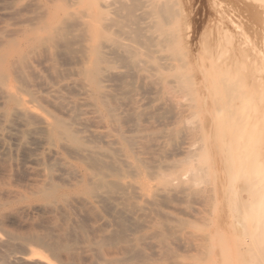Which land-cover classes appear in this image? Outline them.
Wrapping results in <instances>:
<instances>
[{
	"label": "rangeland",
	"instance_id": "obj_1",
	"mask_svg": "<svg viewBox=\"0 0 264 264\" xmlns=\"http://www.w3.org/2000/svg\"><path fill=\"white\" fill-rule=\"evenodd\" d=\"M65 1L0 0V73L6 85L37 111L32 114L39 116L21 113L0 85V240L13 245L1 243V254L8 251L27 258L33 250L52 263L66 264L45 245L25 248L19 242L35 235L48 241L74 239L69 241L75 244L69 253L75 261L71 257L69 264H95L98 257L99 262L105 258L119 264H256L260 251L264 261L260 223L250 233L252 238L238 236L227 215L242 182L254 191L264 183V0H100L108 7L92 22L85 19L86 24L96 30L106 19L119 23L96 33L95 45L103 59L97 62L102 70L97 86L82 73L94 33L83 42L78 37L80 27L74 26L70 38L79 43L67 51L49 41L64 19L61 7L71 5ZM155 3L171 6L174 13L165 26L172 45L159 44L158 18L150 13V4ZM94 4V0H77L66 11L80 12ZM120 6L132 9L142 34L152 40L151 58H136L147 59L139 71L129 72L127 63L110 54L113 38L125 42L135 27L125 11H117ZM49 9L56 15H49ZM179 78L186 82L183 88ZM21 81H26L25 86ZM95 91L106 108L95 102ZM57 122L67 125L79 145L53 134ZM194 168L203 173L192 185L185 175ZM173 170L185 182L172 180L169 191L159 197L163 181L155 176ZM97 181L105 187L97 190ZM199 189L204 191L200 198L195 195ZM98 193L106 195L97 197ZM253 222H258L256 217ZM77 238L98 239L102 247L96 252L80 250L83 241Z\"/></svg>",
	"mask_w": 264,
	"mask_h": 264
},
{
	"label": "bare ground",
	"instance_id": "obj_2",
	"mask_svg": "<svg viewBox=\"0 0 264 264\" xmlns=\"http://www.w3.org/2000/svg\"><path fill=\"white\" fill-rule=\"evenodd\" d=\"M51 1H53V2H51V3H54L56 0H51ZM57 1H59V2H61L62 0H57ZM68 1H71V5H68L67 3H65L63 6H65V7H61L60 5H56V6H60L61 8H63L61 11H62V13H63V15H64V19L63 20H60L59 21V24L54 28L55 30L53 31V33H51V36H50V38H49V41L51 42V44H53L54 46H56V45H60V47H62V48H66V51L69 49V47L72 45V44H74L73 43V41H74V39H72L73 37L71 36V38H70V34H71V30H72V28L74 27V26H78V27H80V30H79V35H78V37H80L81 38V40L83 41L84 39H86V37H87V35H88V33H94L95 34V36H94V39H93V41H92V44H91V47H90V56L87 58H85V62H83V70H82V73L86 76V78L88 79V82L90 83V84H92L93 86H97L98 84H100L99 82L101 81V79H100V72L102 71H100V69L98 68V66H97V62H99V61H103V59L100 57V55L98 54V47L95 45V37H97L96 36V33H100L101 34V32H107V30H108V27L109 26H111V24H113V26L114 25H117V23H119V21H114V20H107L106 18V20L105 21H107L106 23H104V24H100L99 25V27H98V29H92V25L90 24V25H87L86 24V22H85V19H87L88 21H93L95 18H97L98 16L100 17L101 16V14L103 13V11H102V8L104 9V8H107L108 6H106V5H108V4H102V2L100 1V0H94V2H95V4H94V6L93 7H89V8H85V10H82V11H80V12H76V13H69L68 11H66V10H68V8L69 7H72V5L77 1V0H75V2L73 3V1L72 0H68ZM101 3H100V2ZM49 2V1H48ZM62 2H66L65 0H63ZM61 2V3H62ZM73 3V4H72ZM145 3V2H144ZM212 3H215V2H212ZM49 4V3H48ZM55 4V3H54ZM218 4V3H217ZM114 5V4H113ZM151 6H150V13L152 14V15H156L157 16V18H158V20H157V22H156V27H157V29H158V32L160 33V39H159V44L161 45H165V44H171V40H173V39H171V37H170V35L169 34H167L166 33V30H165V26L167 25V24H170L172 21H173V18H174V13H173V11L171 10V6L169 7V6H167L166 4H163V3H155V4H150ZM55 6V7H56ZM42 7V6H41ZM38 8H40V7H38ZM57 8V7H56ZM116 8V7H115ZM58 9H60V8H58ZM84 9V8H83ZM53 9H49V11H48V14L49 15H52V16H55L56 15V11H52ZM116 10V9H115ZM26 11H27V9H26ZM61 11L59 12V13H61ZM112 11V10H111ZM117 11H120V12H122V11H125L126 12V14L128 15V21H132V23L135 25V27H134V29H133V31L131 32V34H129V33H127L128 34V40H126L125 42L123 41H120V40H116V36L113 38V39H115V41H113V46H114V48H113V50L111 49L110 50V54L113 56L114 55V57L115 56H117V57H119V59L122 61V62H124V63H127L126 64V68L129 70V72H133L134 70H137V71H139V70H142L143 69V66H142V63H144L145 64V62H147V59L149 60L150 58H151V53H154V51H152L151 52V49H150V45H151V39L149 38V37H145L143 34H142V31H141V29H140V27H139V23H137V18L135 17V15L133 14V11H132V9L131 8H127V7H124V6H122V8H121V6H120V8L119 9H117ZM223 11V10H222ZM20 12H22V10L20 11ZM227 12V11H226ZM14 13H15V11H14ZM146 13V12H145ZM213 13V12H212ZM148 14V13H147ZM147 14L145 15V16H147ZM41 15H43V14H41ZM149 15V14H148ZM222 15V14H221ZM58 16V15H57ZM176 16H177V14H176ZM77 18V19H76ZM119 18V17H118ZM138 18H139V16H138ZM140 18H141V15H140ZM124 19V18H123ZM40 20V19H39ZM43 20V19H42ZM80 20V21H79ZM86 20V21H87ZM28 21V20H27ZM75 21V22H74ZM234 21H235V19H234ZM23 22V21H22ZM233 22V21H232ZM231 22V23H232ZM241 23V22H240ZM32 23L30 22V25H31ZM122 23L120 22V26L119 27H121L122 29H123V25H121ZM235 24V23H234ZM141 25V24H140ZM154 26H155V24H153ZM237 25V24H236ZM125 27V26H124ZM24 28V27H23ZM131 29H132V27H130ZM74 29V28H73ZM125 29V28H124ZM145 29V28H144ZM151 29V28H150ZM227 30V29H226ZM52 31V30H51ZM126 32H127V30H125ZM225 31V30H224ZM236 31V30H235ZM239 31H240V29H239ZM8 32V31H7ZM73 32V31H72ZM7 34V33H6ZM238 34V33H237ZM103 36V35H102ZM119 36V35H118ZM9 37V36H8ZM75 37H77V35L75 36ZM74 37V38H75ZM77 37V38H78ZM112 37H113V35H112ZM223 37V36H222ZM221 38V37H220ZM237 38V37H236ZM44 39V38H43ZM42 39V40H43ZM79 39V38H78ZM154 39V38H153ZM80 40V41H81ZM45 40H43V41H41L42 42V44L43 43H46V41L44 42ZM39 42V41H38ZM77 44L79 43V42H77V41H75ZM84 42V41H83ZM99 41H97V43H98ZM242 42V41H241ZM3 43V42H2ZM40 43V42H39ZM75 43V44H76ZM233 43V42H232ZM238 43V42H237ZM243 43V42H242ZM41 44V43H40ZM49 44V43H48ZM74 44V45H75ZM99 44V43H98ZM3 45H4V43H3ZM45 45V44H44ZM50 45V44H49ZM62 45V46H61ZM80 45V44H79ZM172 45V44H171ZM46 46V45H45ZM209 46V45H208ZM23 47V46H22ZM51 47V46H50ZM210 47V46H209ZM56 48H57V46H56ZM58 48H59V46H58ZM79 48H83V50L85 49L84 47H82V45H80L79 46ZM103 48H104V46H103ZM106 48V47H105ZM45 49V48H44ZM61 49V48H60ZM108 49V48H107ZM63 50H65V49H63ZM81 50V49H80ZM70 52H74V51H70ZM77 52H79L78 50H77ZM80 52H82V51H80ZM79 52V53H80ZM87 52V51H86ZM109 52V51H108ZM43 53H45V52H43ZM57 53V52H56ZM61 53V52H60ZM59 53V54H60ZM69 53V52H68ZM82 53H84V52H82ZM81 53V54H82ZM157 53V52H156ZM80 54V55H81ZM58 55V54H57ZM139 55H144L147 59H145V61H143V60H137L136 58L139 56ZM247 55V54H246ZM109 56V55H108ZM160 56V55H159ZM15 57V56H14ZM25 57V56H24ZM103 57V56H102ZM165 57V56H164ZM117 59V58H116ZM118 59V60H119ZM167 59V58H166ZM1 58H0V63H1ZM20 60V59H19ZM158 60L160 61V59L158 58ZM162 60V59H161ZM172 59H170V61H171ZM25 61V60H24ZM9 62V61H8ZM26 62V61H25ZM11 63V62H10ZM13 63V62H12ZM72 63V62H71ZM76 63V62H75ZM9 64V63H8ZM16 65V67H19V66H17V63H15ZM77 64V63H76ZM228 64V63H227ZM14 65V64H13ZM19 65V64H18ZM10 66V65H9ZM168 66V65H167ZM173 66V65H172ZM11 67V66H10ZM14 67V66H13ZM12 68V67H11ZM26 68V67H25ZM13 69V68H12ZM17 69V68H16ZM16 69H14V70H16ZM63 71V70H62ZM21 72V71H20ZM20 72H18L19 74H20ZM14 73H16L15 71H14ZM13 73V74H14ZM18 73H17V75H18ZM79 73H81V72H79ZM81 73V74H82ZM102 73V72H101ZM126 73V72H125ZM22 74V73H21ZM20 74V75H21ZM16 75V76H17ZM19 75V76H20ZM119 76H121V77H124L125 75H124V73H119L118 74ZM103 76V75H102ZM130 76V75H129ZM214 77V76H213ZM118 78H120V77H118ZM117 78V79H118ZM108 79V78H107ZM112 79V78H111ZM116 79V78H115ZM122 79H119V81L118 82H120ZM109 81V80H108ZM107 81V82H108ZM112 81H113V79H112ZM22 82V81H21ZM23 82H26V81H23ZM23 82H22V84H23ZM103 82V81H102ZM101 82V83H102ZM109 82H111V80L109 81ZM117 82V83H118ZM178 82H179V84H181V87L183 88V86H186V82H182V80L179 78L178 79ZM8 84V83H7ZM12 84V83H11ZM124 84V83H123ZM0 85H1V87H3L2 88V92L4 91V94H5V96H7V97H9L10 99H11V101L13 102V103H16L18 106H19V108H20V111H21V113H23L24 115H35L36 117H37V114H32V113H34L33 111H35V110H33L32 108H31V106H28V105H30V104H27V100H25V99H23V98H21L16 92H14V91H12L13 89H12V87L11 86H7L6 85V83H5V81H4V77H3V75L0 73ZM24 85V84H23ZM22 85V86H23ZM28 85V84H27ZM101 85V84H100ZM118 85V84H117ZM25 86V85H24ZM120 86V85H119ZM118 86V87H119ZM126 86H128V85H126ZM131 86V85H130ZM129 86V87H130ZM11 87V88H10ZM106 88V87H105ZM73 91V90H72ZM114 91V90H113ZM88 92V91H87ZM23 94V93H22ZM86 94V93H85ZM109 94V93H108ZM107 94V95H108ZM86 95H88V94H86ZM94 95L96 96L95 97V102L97 103V104H99V105H104V104H102V102L103 101H101V99H100V96H97V91H95L94 92ZM104 95H106V93L104 94ZM106 95V96H107ZM109 96V95H108ZM107 96V97H108ZM112 96H109V98H111ZM25 98V97H24ZM104 99H108V98H104ZM110 100H112V98L110 99ZM104 102H105V100H104ZM107 102H109V101H107ZM112 102V101H111ZM106 103V102H105ZM80 104V103H79ZM113 104V103H112ZM112 104L111 105H109V107L111 106L112 107ZM59 105V104H58ZM87 105V104H86ZM114 105V104H113ZM89 106H91L90 104L89 105H87V107H89ZM105 106V105H104ZM115 106V105H114ZM33 107V106H32ZM108 107V106H107ZM36 107H34V109H35ZM91 108H92V106H91ZM105 108H106V106H105ZM113 109V108H112ZM115 109V108H114ZM113 109V111H112V113L113 112H115V110ZM106 110V109H105ZM19 111V110H18ZM103 111V110H102ZM108 111V110H107ZM110 111H111V108H110ZM110 111H109V113H110ZM37 111H35V113H36ZM94 112H95V110H94ZM108 113V112H107ZM40 115H42V113L40 114ZM110 117H111V115H109ZM39 117V116H38ZM37 117V118H38ZM43 117H45V116H43ZM43 117H40L41 119H42V121L43 120H45ZM76 117H78V116H76ZM114 117H115V115H114ZM39 118V119H40ZM48 118V117H47ZM38 119V120H39ZM40 119V120H41ZM114 121H115V119L114 118H112ZM33 120V119H32ZM47 120V119H46ZM30 121V120H29ZM48 121H49V118H48ZM113 121V122H114ZM36 122V121H35ZM112 122V123H113ZM42 123V122H41ZM109 123H110V121H109ZM43 124H44V121H43ZM55 124V123H54ZM111 124V123H110ZM66 124H64V123H60V122H57V124L54 126V128H53V134L54 135H56V134H60V135H63L64 137H66V138H68L74 145H77L78 144V141H77V139L73 136V132H70L66 127H67V125L65 126ZM51 126V125H50ZM127 140V139H126ZM137 140V139H136ZM135 143H136V141H134ZM79 145V144H78ZM136 146V145H135ZM131 147H133V146H131ZM105 148H106V146H105ZM139 149V148H138ZM137 150V149H136ZM132 151V150H131ZM87 152V151H86ZM134 154H135V152H134ZM77 155V154H76ZM84 156V155H83ZM107 158V157H106ZM89 159V158H88ZM92 159V158H91ZM98 159V158H97ZM96 158H95V160H97ZM230 159L232 160V156H230ZM95 160L93 161V163H94V165L96 164V162H95ZM91 161V160H90ZM56 162V161H55ZM99 162V161H98ZM92 163V164H93ZM111 163V162H110ZM112 164V163H111ZM202 164H204V163H202ZM94 165H92V167L94 166ZM102 167H103V170H104V164L102 163ZM108 165V164H107ZM106 166V165H105ZM149 166V165H148ZM95 167V166H94ZM110 167H113L112 165L110 166ZM130 167V166H129ZM150 167V166H149ZM148 168V167H147ZM150 168H152V167H150ZM51 169V168H50ZM106 169H110V168H106ZM152 169H154V168H152ZM152 169H150L149 171H152ZM163 169V168H162ZM171 169V168H170ZM116 170H118V169H116ZM116 170H114V171H116ZM161 171V170H160ZM163 171H166V170H163ZM111 172V171H110ZM118 172V171H117ZM152 173V172H151ZM203 173V170L202 169H197V168H194V169H191L189 172H188V174H186L185 176H187L186 178H188L187 180H185V181H191V183H192V185H195L198 181H200L199 180V177H200V175ZM100 174V173H99ZM98 174V175H99ZM153 174V173H152ZM155 174V173H154ZM102 175V174H101ZM104 175V174H103ZM119 176V175H118ZM156 178H159V180H162L163 182H162V188H161V190L159 191V197H161V196H164V194H166L168 191H169V187H172V180H175V181H180V183H183V182H185V181H183L182 179H181V177H180V174H178L176 171H170L168 174L167 173H159L157 176H155ZM91 179H92V177H91ZM184 179V178H183ZM190 179V180H189ZM64 180H66V179H64ZM182 180V181H181ZM60 181V180H59ZM232 181L233 180H231L229 183H231L232 184ZM236 182V181H235ZM89 183H91V181H88V184ZM108 183H110V182H108ZM229 183H228V186H229ZM186 184V183H185ZM190 184V183H189ZM97 187H96V189L97 190H99V189H102V188H104L105 187V184L102 182V181H97L96 182V184H95ZM115 185V184H114ZM171 185V186H170ZM191 185V184H190ZM254 185L255 184H251V186H253L254 187ZM44 186H45V184H44ZM43 186V187H44ZM52 186V185H51ZM117 187H119L118 185H116ZM115 186V187H116ZM228 186L226 187V189L228 188ZM46 187H50V186H45L44 188H46ZM114 187V186H113ZM126 187H128V186H126ZM240 187V191L239 192H235L234 194H233V199H234V205H233V208H232V211L230 212V214H227L228 215V218H229V220H230V225L231 226H234L235 227V229L237 230V232L236 233H238V234H240V235H238V236H241V234H243V235H245V236H247L248 235V237L247 238H252L250 235V233L252 232V230L256 227V225H258L259 223H260V225H261V227L264 229V192L262 191L263 190V187H264V183L263 184H260V187H256L255 188V191L253 190V188H251V187H249V185L246 183V182H242L241 183V186H239ZM42 188V187H41ZM51 188V187H50ZM49 188V189H50ZM176 188V187H175ZM47 189V188H46ZM95 188L93 189V192L96 190ZM136 189H138V188H136ZM133 190V192H135V190H134V188L132 189ZM189 190V189H188ZM188 190H185L186 192L188 191ZM213 191H215V189H212ZM228 190V189H227ZM190 191V190H189ZM97 192V191H96ZM132 192V191H131ZM196 192V196L198 195V197L200 198L201 197V195H203L204 194V191H200V189L199 190H196L195 191ZM92 194H95V192L94 193H92ZM91 194V195H92ZM108 194V193H107ZM132 194L133 193H131V196H132ZM243 194H245L246 195V197L243 199V197H242V195ZM98 196L97 197H100V196H103V195H106V194H104V193H98L97 194ZM133 195H135V194H133ZM137 195V194H136ZM229 195V194H228ZM106 197V196H105ZM111 197V196H110ZM136 196H133V198H135ZM21 198V197H20ZM136 198H138V196L136 197ZM230 198H232V197H230ZM11 199V198H10ZM46 199H49V197H46ZM80 199V198H79ZM97 199H99V198H97ZM63 200H65V199H63ZM108 200H110V199H108ZM119 200V199H118ZM62 201V200H61ZM67 200H65V202H66ZM71 201H73V200H71ZM80 201V200H79ZM84 201V200H83ZM105 201V202H104ZM106 201L107 200H100V202H104V203H106ZM114 201V200H113ZM138 201H139V198H138ZM69 203H70V201H68ZM82 202V201H81ZM99 202V203H100ZM125 202H126V200H125ZM2 203V202H1ZM4 203V202H3ZM52 203V202H51ZM63 203H64V201H63ZM96 203V202H95ZM6 204V203H5ZM97 204V203H96ZM149 204H151L150 203V201H149ZM3 205V204H2ZM46 205V204H45ZM48 205V204H47ZM109 205V204H108ZM110 205H112V204H110ZM152 205V204H151ZM150 205V206H151ZM39 206H41V205H39ZM65 206H66V204H65ZM131 206H134V205H131ZM136 206H137V204H136ZM42 207V206H41ZM50 208H51V205L49 206ZM53 207V206H52ZM114 206H112V208H113ZM138 208H139V206H137ZM32 208H33V206H32ZM34 208H36V207H34ZM33 208V209H34ZM38 208H40V207H38ZM46 208H47V206H46ZM49 208V209H50ZM58 208H60V207H58ZM67 208V207H66ZM71 208H72V206H71ZM52 209V208H51ZM50 209V210H51ZM21 210V209H20ZM27 210V209H26ZM32 210V209H31ZM37 210V209H36ZM41 210V209H40ZM42 210H43V208H42ZM59 210V209H58ZM68 210V209H67ZM76 210V209H75ZM74 210V211H75ZM147 210V209H146ZM47 211H48V209H47ZM53 211V210H52ZM60 211V213L62 212L61 211V209L59 210ZM77 211V210H76ZM23 212V211H22ZM25 212V211H24ZM23 212V213H24ZM38 212V211H37ZM55 212H57V211H55ZM68 212H69V210H68ZM73 212V211H72ZM104 212V211H103ZM118 212H120V211H118ZM45 213V215H46V212H44ZM63 213V215H64V213H67V212H62ZM143 213V212H142ZM28 214V213H27ZM49 214H50V212H49ZM117 214V213H116ZM120 214H121V212H120ZM120 214H118V215H120ZM61 215L62 214H60L59 215V217H61ZM62 215V216H63ZM77 215V214H76ZM122 215V214H121ZM56 216V215H55ZM139 216H141V215H139ZM148 216V215H147ZM57 217V216H56ZM63 217H65V218H67V216H63ZM253 217H256L257 218V220H258V222H256V223H254L253 222ZM50 218V217H49ZM64 218V219H65ZM117 219V218H116ZM124 220H125V218H123ZM53 220V219H52ZM49 221H51L50 219H49ZM65 221V220H64ZM127 221V220H126ZM81 222H83V221H81ZM87 222H89V220L87 221ZM87 222H85V223H87ZM128 222V221H127ZM126 222V223H127ZM64 223H66V222H64ZM73 223H74V221H73ZM79 223V222H78ZM114 225H115V222H112ZM129 223V222H128ZM44 224V223H43ZM50 224H52L51 222H50ZM82 224V223H81ZM84 224V223H83ZM134 224V223H133ZM64 225V224H63ZM62 225V226H63ZM107 225V224H106ZM76 226V225H75ZM133 226V225H132ZM136 226V225H135ZM31 227V226H30ZM42 227V226H41ZM47 227V226H46ZM56 227V226H55ZM58 227V226H57ZM65 227V226H64ZM74 227V226H73ZM78 227V226H77ZM103 227H104V224H103ZM107 227V226H106ZM134 227V226H133ZM75 228V227H74ZM80 228H83V226H81ZM56 229V228H55ZM57 229H60V228H57ZM56 229V230H57ZM62 229V232H64L63 230H65V229H63V228H61ZM73 229V228H72ZM78 229V228H77ZM84 229V228H83ZM101 229V228H100ZM262 229V230H263ZM88 232H89V230L88 229H86ZM96 230H97V228H96ZM260 231H261V229H259ZM66 231V230H65ZM70 231V230H69ZM79 231V230H78ZM99 231V230H98ZM132 231V230H131ZM33 232V231H32ZM55 232H57V231H55ZM60 233H61V231H59ZM71 232V231H70ZM69 232V233H70ZM31 233V232H30ZM46 233V232H45ZM65 233V232H64ZM100 233V232H99ZM111 234H112V232H110ZM120 233V232H119ZM259 233V232H258ZM33 234V233H32ZM51 234V233H50ZM72 234H73V232H72ZM79 234V233H78ZM88 234H91V233H88ZM97 234V233H96ZM121 234H123V232H121ZM138 234V233H137ZM20 235H22V234H20ZM24 235V234H23ZM27 235V234H26ZM46 235H47V233H46ZM62 235V234H61ZM76 235V234H75ZM93 235V234H92ZM120 235V234H119ZM11 236V235H10ZM9 236V237H10ZM45 236V235H44ZM48 236H49V234H48ZM48 236H47V238H48ZM53 236V235H52ZM56 237H57V234L55 235ZM63 236V235H62ZM74 236V235H73ZM73 236H71V238L73 237ZM79 236V235H78ZM114 236H116L115 235V232H114ZM258 236V235H257ZM8 237V236H7ZM50 237V236H49ZM76 237H77V235H76ZM75 237V238H76ZM91 237V236H90ZM93 237H94V235H93ZM103 237V235L102 236H100V239ZM110 237V236H109ZM125 237V236H124ZM12 238H15L16 239V237H12ZM81 238V237H80ZM83 238V237H82ZM108 237H106V239H107ZM8 240H10L9 238H7ZM15 239H13V240H15ZM46 239V237H40V236H35V235H31V236H25V237H21L20 238V243L23 245V247H25L26 248V246L27 245H31V244H34V245H38V246H43V245H45L46 246V248H47V251L49 250L50 252H51V255L53 254V256L55 257V255L56 254H58L59 256H60V258H64L66 261V264H69V260L71 259V257H72V254L71 253H69V252H71V250L72 249H74V246H75V244L74 243H70L71 241H73L72 239L71 240H66L67 238H66V236L65 237H63L60 241H59V239H60V237H58V240L57 241H54L53 239V241L51 240V241H48V240H45ZM49 239V238H48ZM70 239V238H69ZM77 239H79V238H77ZM103 239V238H102ZM105 239V238H104ZM254 239V238H253ZM252 239V240H253ZM12 240V239H11ZM17 241H18V239H16ZM80 241L79 242H82L83 241V239L81 240V239H79ZM95 239H93V241H83V243L79 246L80 247V250H86V249H89V248H91V250L92 249H94L95 250V252L96 251H99V249L102 247L101 246V243H100V241L98 240H96V241H94ZM107 240H109V242L107 243V244H109V245H111V243L110 242H112L111 241V239L110 238H108ZM106 240V241H107ZM255 240V239H254ZM253 240V241H254ZM253 241H251V243H253ZM258 241H259V239H258ZM4 242V241H3ZM6 242V241H5ZM4 242V243H5ZM76 242H78V241H76ZM114 242H115V240H114ZM120 242V241H119ZM255 242H256V240H255ZM254 242V243H255ZM1 240H0V246H1ZM128 243H130V241H128ZM3 244V243H2ZM8 244V245H7ZM5 243V244H3V245H7V246H13V245H9V243ZM248 244V243H247ZM33 245V246H34ZM79 244H77V246H78ZM104 245V244H103ZM249 245V244H248ZM76 246V247H77ZM105 246V245H104ZM131 246V245H130ZM254 246V245H253ZM35 247V246H34ZM128 247V246H127ZM251 247H252V244H251V246H250V249H251ZM1 248V247H0ZM4 248H6L5 246H4ZM24 248V249H25ZM37 248V247H36ZM39 248V247H38ZM114 248V247H113ZM113 248H112V250H113ZM43 249V248H42ZM76 249V248H75ZM104 249V248H103ZM255 248H253V250H254ZM93 250V251H94ZM252 250V249H251ZM262 250V249H261ZM25 251H26V249H25ZM24 251V252H25ZM46 251V252H47ZM105 251V250H104ZM103 251V252H104ZM131 251V250H130ZM245 251V250H244ZM246 251H247V249H246ZM248 251H250L249 249H248ZM255 251V250H254ZM253 251V252H254ZM8 252V251H7ZM2 253L1 254V251H0V264H17V263H27V264H55L54 262H55V260H54V262L52 263L49 259H47V257H44L43 255H41V254H39V253H37V252H35V251H33V250H30V252H29V257H27V258H24V257H17V256H12L11 254H10V252H8V253ZM26 252H28V251H26ZM44 252H45V250H44ZM45 252V253H46ZM101 252H102V249H101ZM257 252H259V250L257 249ZM257 252H254V253H256L257 254ZM14 253V252H13ZM48 253V252H47ZM83 253V252H82ZM125 253V252H124ZM254 253H253V255H254ZM49 254V253H48ZM80 254V253H79ZM84 254V253H83ZM108 254V253H107ZM106 254V255H107ZM112 254H113V252H112ZM111 254V255H112ZM117 255V253H115L114 252V254L113 255ZM258 254H259V256H258ZM257 254V256L255 255V257L257 258V257H259V259H256L257 261L258 260H262L263 261V257H262V254H261V251H260V253H258ZM260 254H261V257H260ZM22 255V254H21ZM25 255H26V253H25ZM57 255V256H58ZM115 255V256H116ZM121 255V254H120ZM244 255V254H243ZM80 256V255H79ZM83 256V255H82ZM81 256V257H82ZM98 256H103V255H99L98 254ZM98 256H95V257H98ZM107 256H109L110 257V254H108ZM122 257L124 256V255H121ZM125 256H126V254H125ZM80 257V258H81ZM89 257V259L91 258V256H88ZM88 257H86V258H88ZM130 257V256H129ZM132 257V256H131ZM136 257V256H135ZM245 257V256H244ZM251 257V256H250ZM72 258H74V257H72ZM76 258H77V256H76ZM79 258V259H80ZM83 258V257H82ZM99 258V261L100 260H102L100 257H98ZM103 258V257H102ZM106 258H108V257H106ZM141 258V257H140ZM140 258H138V259H140ZM54 259H57V258H54ZM137 259V258H136ZM148 259V258H147ZM247 259V258H246ZM245 259V260H246ZM78 260V259H77ZM82 260H86L85 258H83ZM121 260V259H120ZM123 260V259H122ZM252 260V259H251ZM53 261V260H52ZM58 262H59V260H57ZM71 261H75V258L72 260L71 259ZM71 261H70V263H71ZM81 261V260H80ZM79 261V262H80ZM87 261H90V262H92L91 260H87ZM96 262L95 264H119V262L117 261V260H113V259H103V261H101V262ZM129 261V260H128ZM260 261H258L259 262V264H260ZM57 262V263H58ZM64 262V261H63ZM62 262V263H63ZM64 262V263H65ZM247 262H248V259H247ZM257 262V263H258ZM61 263V262H60ZM75 263V262H74ZM85 263V262H84ZM123 263H125V262H123ZM127 263V262H126ZM141 263V262H140ZM256 263V264H257ZM262 264H264V261L263 262H261ZM86 264H88V263H86ZM90 264V263H89ZM93 264V263H92Z\"/></svg>",
	"mask_w": 264,
	"mask_h": 264
}]
</instances>
